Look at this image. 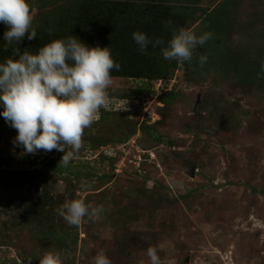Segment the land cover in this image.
I'll list each match as a JSON object with an SVG mask.
<instances>
[{"label":"rangeland","instance_id":"1","mask_svg":"<svg viewBox=\"0 0 264 264\" xmlns=\"http://www.w3.org/2000/svg\"><path fill=\"white\" fill-rule=\"evenodd\" d=\"M124 1L29 4L37 30L80 38L75 13ZM160 1L153 12L168 19L161 48L174 29L212 37L191 61L160 58L170 66L163 80L112 76L119 102L103 117L100 110L67 167L57 150L25 154L0 115V264H39L45 251L59 252L63 264H92L100 250L112 264H150V246L162 264H264V0ZM7 30L0 22L1 42ZM236 53L255 79L229 60ZM166 84L176 95L164 104ZM76 198L102 205L101 218L68 225L55 209Z\"/></svg>","mask_w":264,"mask_h":264},{"label":"clouds","instance_id":"2","mask_svg":"<svg viewBox=\"0 0 264 264\" xmlns=\"http://www.w3.org/2000/svg\"><path fill=\"white\" fill-rule=\"evenodd\" d=\"M33 21L29 0H0V22L8 27L4 49L14 45L13 54L18 56L0 63V115L17 131L13 144L22 147L25 154L57 150L64 153L59 165L67 167L78 158L84 131L99 119L100 110L119 102L109 89L113 85L112 70H121V64L113 59L108 47H89L72 35L52 40L35 54L21 52L18 45L24 37L32 40L37 36ZM132 35L142 54L149 44L157 47L164 43L162 38L150 40L143 32ZM211 37V32L197 36L189 29H174L167 46L162 48L163 58L179 63L191 61L194 49ZM199 62L203 66L207 57L201 55ZM123 105L121 110H126L127 101ZM81 187L92 189L90 183H82ZM55 211L68 225L78 227L85 218L99 220L104 208L76 198L66 200ZM146 254L150 264H162L155 247H148ZM39 264L63 262L59 252L45 251ZM92 264L112 261L100 250Z\"/></svg>","mask_w":264,"mask_h":264},{"label":"trees","instance_id":"3","mask_svg":"<svg viewBox=\"0 0 264 264\" xmlns=\"http://www.w3.org/2000/svg\"><path fill=\"white\" fill-rule=\"evenodd\" d=\"M131 1L132 0H126L121 2L122 4L119 3V6L113 5L111 9L106 8L107 13L104 9L96 7V5H90L88 10L86 9L83 12L78 11L72 16L76 17V19H73L75 22L73 25V31L79 30L81 32H79L80 36L78 33H75L77 34L76 36L80 37L78 39L81 42L83 40L82 38L87 36L86 41L84 42H86V45L89 47H108L111 50L113 59L121 64V70L116 71L113 69L111 73L112 76H131L141 79L150 78L156 81L163 80V77H159V75L163 72L168 73L170 66L160 65L163 57L162 50L160 51V49H162L160 47L161 45L153 47L152 44H149L146 53L142 54L139 51V46L135 43L132 34L137 31L143 32L153 41L157 38H164L162 34V26L167 24L168 19H165V22L163 23L160 19L164 16L162 10L160 12L158 9L160 14L158 12H153V9L158 6L157 3H159L160 0H157L154 4L149 0H142L141 3L138 2L137 4L135 1ZM162 8L165 7L162 5L160 9ZM185 12H190L191 15H193L194 9L188 8L186 10L185 8ZM170 22V24L174 23V19ZM36 32V38L29 40L26 35L19 43L18 47L21 49V52L27 50L30 53L35 54L40 47L50 43L52 40L64 38L63 36L59 37L56 28H52L50 25L45 31L36 29ZM64 34L65 33H63V35ZM4 44L5 41L1 42L0 40V63L4 62L6 58L18 59V56H14L12 51L14 45L9 46V48L5 50ZM227 56L229 60H232L233 65L243 67L245 77L255 79V76H246L250 75L252 71L247 69V66L243 63L246 60L243 59V62H241L238 53L232 56L231 54H227ZM260 72L264 74V71ZM150 83L149 88L151 89L154 85L152 86V83ZM175 95V88L167 90L166 84V88L162 87L160 100L162 103L167 104L170 99L175 97ZM103 112L102 117L105 116L104 114L106 110L104 109ZM143 130L150 135L155 133L154 129L149 126H145ZM157 139L162 141L161 137H157ZM49 166H54V162H51Z\"/></svg>","mask_w":264,"mask_h":264},{"label":"water","instance_id":"4","mask_svg":"<svg viewBox=\"0 0 264 264\" xmlns=\"http://www.w3.org/2000/svg\"><path fill=\"white\" fill-rule=\"evenodd\" d=\"M193 172H194V170H193Z\"/></svg>","mask_w":264,"mask_h":264}]
</instances>
